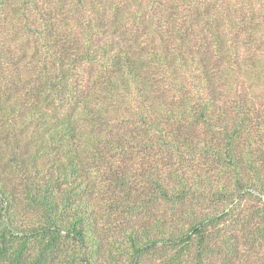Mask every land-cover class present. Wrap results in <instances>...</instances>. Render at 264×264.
<instances>
[{
    "label": "trees",
    "instance_id": "trees-1",
    "mask_svg": "<svg viewBox=\"0 0 264 264\" xmlns=\"http://www.w3.org/2000/svg\"><path fill=\"white\" fill-rule=\"evenodd\" d=\"M0 264H264V0H0Z\"/></svg>",
    "mask_w": 264,
    "mask_h": 264
}]
</instances>
